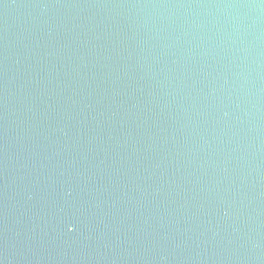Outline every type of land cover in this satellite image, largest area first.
Instances as JSON below:
<instances>
[{
	"label": "water",
	"instance_id": "1",
	"mask_svg": "<svg viewBox=\"0 0 264 264\" xmlns=\"http://www.w3.org/2000/svg\"><path fill=\"white\" fill-rule=\"evenodd\" d=\"M0 264H264V0H0Z\"/></svg>",
	"mask_w": 264,
	"mask_h": 264
}]
</instances>
